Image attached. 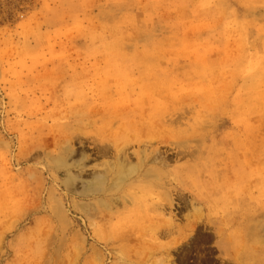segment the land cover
<instances>
[{
	"label": "rangeland",
	"instance_id": "374dc122",
	"mask_svg": "<svg viewBox=\"0 0 264 264\" xmlns=\"http://www.w3.org/2000/svg\"><path fill=\"white\" fill-rule=\"evenodd\" d=\"M0 264H264V0H0Z\"/></svg>",
	"mask_w": 264,
	"mask_h": 264
},
{
	"label": "bare ground",
	"instance_id": "6f19581e",
	"mask_svg": "<svg viewBox=\"0 0 264 264\" xmlns=\"http://www.w3.org/2000/svg\"><path fill=\"white\" fill-rule=\"evenodd\" d=\"M199 6V5H198ZM124 84V83H123ZM189 124V123H188ZM173 128V127H172ZM184 131V130H183ZM186 140V139H185ZM188 141V140H187ZM183 144V143H182ZM187 145V144H186ZM104 146V145H103ZM188 147V146H187ZM186 147V148H187ZM184 148V147H183ZM99 150H103L102 148L100 149L99 148ZM104 151V150H103ZM191 151V150H190ZM191 153V152H190ZM200 154V153H199ZM193 157V156H192ZM156 158V157H155ZM118 161V160H117ZM142 162V161H141ZM125 164H127L128 165V163H125ZM140 164V163H139ZM143 164V163H142ZM164 164H166V163H164ZM126 165V167H124V168H117V167H115V168H117V170H116V172H115V177H118V178H123L125 175H127V174H130L129 172H131V173H133V170H134V168L133 167H131V164L130 165H128L127 166ZM179 165V164H178ZM191 166H192V164H191ZM113 167V166H112ZM187 167V166H186ZM108 168V167H107ZM141 168V167H140ZM126 169V170H125ZM186 169V168H185ZM191 169V168H190ZM140 170V169H139ZM189 170V169H188ZM108 172V171H107ZM170 174V173H169ZM196 176V175H195ZM104 177V176H103ZM193 178V177H192ZM104 179V178H103ZM103 183V180H99V179H96L95 181H93V182H90L89 184H88V187H86L87 189H89V190H91V191H93V190H97V187H100L101 186V184ZM91 191H89V192H91ZM152 200V199H151ZM83 201V200H82ZM163 201V200H162ZM130 219V218H129ZM128 222V221H127ZM120 229V228H119Z\"/></svg>",
	"mask_w": 264,
	"mask_h": 264
}]
</instances>
